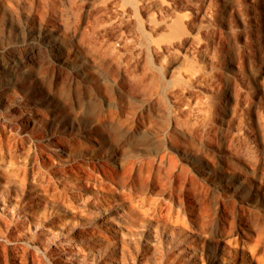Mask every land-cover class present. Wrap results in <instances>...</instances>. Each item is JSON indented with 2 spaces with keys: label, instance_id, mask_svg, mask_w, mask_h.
<instances>
[{
  "label": "rangeland",
  "instance_id": "rangeland-1",
  "mask_svg": "<svg viewBox=\"0 0 264 264\" xmlns=\"http://www.w3.org/2000/svg\"><path fill=\"white\" fill-rule=\"evenodd\" d=\"M0 79L30 264H264V0H0Z\"/></svg>",
  "mask_w": 264,
  "mask_h": 264
},
{
  "label": "bare ground",
  "instance_id": "bare-ground-1",
  "mask_svg": "<svg viewBox=\"0 0 264 264\" xmlns=\"http://www.w3.org/2000/svg\"><path fill=\"white\" fill-rule=\"evenodd\" d=\"M58 16V15H57ZM57 18V17H56ZM61 20V19H60ZM55 23V22H54ZM58 29H60V27L58 28ZM49 35V34H48ZM51 37H53L52 35H50V36H48V40H50L51 41ZM43 39V38H42ZM59 40V39H58ZM60 41V40H59ZM47 43V42H46ZM57 45V47H60V44H55V46ZM53 46V45H52ZM54 48V47H53ZM53 50V49H52ZM78 58V57H77ZM80 63V62H79ZM80 67V66H79ZM82 69V68H81ZM77 70V69H76ZM80 70V69H79ZM26 71V70H25ZM82 71V70H81ZM85 71V70H84ZM2 77V76H1ZM86 79V78H85ZM0 81L1 82H4V80L3 79H0ZM7 83L8 84H11L12 83V81H8L7 80ZM30 85V84H29ZM28 85V86H29ZM9 86V85H8ZM12 87V91L14 92H12L13 93V95L15 94H17V95H19L20 94V91L21 90H19V89H17L18 87H16V88H14L13 86H11ZM27 87V86H26ZM21 89H23V88H21ZM27 89V88H26ZM11 91V90H10ZM24 91V90H23ZM12 95V94H11ZM21 95V94H20ZM81 107V106H80ZM81 108H83V107H81ZM74 110V109H73ZM57 111V110H56ZM71 118V117H70ZM50 140V139H49ZM193 155V154H192ZM188 157H189V155H188ZM196 158V157H195ZM27 219H28V225L30 226V223H31V220H30V218L29 217H26ZM21 224H22V226L23 225H25V221H22L21 222ZM16 227L18 228V229H20L19 228V226L18 225H16ZM15 227V228H16ZM17 229V230H18ZM30 229H31V227H30ZM22 230V229H21ZM13 234H15L14 232H12V235L11 236H13ZM3 236V235H2ZM37 236V235H36ZM192 237V236H191ZM17 239V240H16ZM19 238L17 237V238H10V237H8V236H4V237H2V238H0V253L2 252V250L3 249H5V248H7L8 246H7V243L5 242V240H8L10 243H12V245L10 246V248L12 249V251L13 252H15V255H17L18 257H19V259H20V261H21V264H30V262H28V248H29V244H30V239L29 238H27V241H19L18 240ZM197 240V239H196ZM262 241V240H261ZM261 243V242H260ZM261 248H262V246H261ZM217 250V249H216ZM221 250V249H220ZM263 250H264V244H263ZM262 251V250H261ZM264 252V251H263ZM114 253V252H113ZM223 253H225L224 252V250H223ZM262 253V252H261ZM255 254V253H254ZM115 257V256H114ZM221 257H224V254H221ZM254 258H256V261H261L262 263L264 262V255L263 256H260V255H258L257 253L253 256ZM75 258V257H74ZM1 264V263H0ZM33 264H37V263H35V262H33ZM42 264H45V263H42ZM107 264H118L117 263V259L116 258H113V259H111Z\"/></svg>",
  "mask_w": 264,
  "mask_h": 264
}]
</instances>
